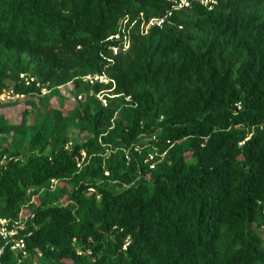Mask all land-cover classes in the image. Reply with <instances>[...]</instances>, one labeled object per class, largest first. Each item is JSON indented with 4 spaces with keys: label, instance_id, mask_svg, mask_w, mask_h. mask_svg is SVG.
<instances>
[{
    "label": "trees",
    "instance_id": "obj_1",
    "mask_svg": "<svg viewBox=\"0 0 264 264\" xmlns=\"http://www.w3.org/2000/svg\"><path fill=\"white\" fill-rule=\"evenodd\" d=\"M212 1L0 0V95L40 98L0 115V219L42 193L0 264H264V0ZM21 74L85 101L50 108Z\"/></svg>",
    "mask_w": 264,
    "mask_h": 264
},
{
    "label": "rangeland",
    "instance_id": "obj_2",
    "mask_svg": "<svg viewBox=\"0 0 264 264\" xmlns=\"http://www.w3.org/2000/svg\"><path fill=\"white\" fill-rule=\"evenodd\" d=\"M125 27H126V20L122 22V29H125ZM142 29H143V24L141 25V30ZM144 29L147 31L148 26L145 25ZM129 34H130V32H127L126 47L123 50L122 49H116L117 51L114 50V54H117L120 51H126L129 49L130 44H131ZM73 88H74V85L72 83H70V84H66L63 87H60L59 88V94H57V95L49 94L51 91L48 94H46L47 95L46 96V102L50 105V108H58V109L60 108L64 111H67V110L73 109L75 106L84 102L86 96L84 95L83 99L81 101H79L74 96ZM104 92H107V91H104ZM104 95L105 94L98 95V98L103 101V100H105ZM39 100H40V98H37V97L36 98H30L28 96L24 99H18V100H13V99L0 100V115L1 114L4 115L5 118L8 119L11 123L20 122L22 119V113L24 111H33L32 110L33 109L32 103H39ZM70 137H71L73 143H83L87 140L88 135H87V133H81L78 130H72L70 132ZM4 140H5L4 145L7 148H10V149L14 148V142L10 136L5 137ZM147 141H149V139L144 138L139 145L147 143ZM139 178L140 177L138 176L137 179H139ZM63 186H64V183L59 181L51 189L52 190H59ZM107 187L110 189H113L115 191H119L122 188H125L126 185H124L122 187L117 183L109 182V183H107ZM33 193L34 192L31 191L30 200L28 202H26L22 208L24 221H25V216H27L31 213V207L37 206L40 203L42 193H38V194H33Z\"/></svg>",
    "mask_w": 264,
    "mask_h": 264
},
{
    "label": "built area",
    "instance_id": "obj_3",
    "mask_svg": "<svg viewBox=\"0 0 264 264\" xmlns=\"http://www.w3.org/2000/svg\"><path fill=\"white\" fill-rule=\"evenodd\" d=\"M194 0H174V10H180V9H186L191 7L192 3ZM200 1L204 5H209L210 2H214L212 0H196ZM172 13L167 15L166 17H161V18H153L149 20L148 23L143 22V29L142 31L147 32L144 27L145 25L148 26V29L151 27H163L165 24L166 20L168 19L169 16H171ZM143 17V16H142ZM123 32H125V29H122ZM126 36L124 38L125 41V47H126V41H127V32ZM116 38H120V35H116ZM114 37H111L113 39ZM116 50V49H115ZM117 51V50H116ZM21 79L25 82L26 85H31L33 83H36V86L41 89V94L46 95L50 92V87L49 85H43L40 82L36 80L35 77L29 75V74H21ZM83 81L88 82L90 84H94L96 82L100 83H109L112 81L111 79L108 78L107 75H88L83 77ZM26 95H18L14 93L13 90H9L4 92L2 95H0V100H6V99H13V100H18V99H24L26 98ZM79 101L83 99V95H80L77 97ZM128 101L131 100V97H126ZM104 104L107 105V101L103 100ZM140 148H136V150H139ZM82 159L86 157V152H82ZM154 155H151L150 158L153 159ZM6 157L3 158L4 163L6 161ZM78 166L81 167V162L78 163ZM153 168V165L150 166ZM108 174V173H107ZM58 182L56 179L51 180V188L54 187V185ZM31 217L33 218L34 215H27L25 216V221L23 220V214H21V217L18 221H11L7 219H0V237L4 241V246L0 249V254H3L6 247H8L12 252L22 254L23 257L28 256V251H27V242L24 236H21V232L25 231L27 229L26 226V221L28 218ZM31 232L27 234V236H30Z\"/></svg>",
    "mask_w": 264,
    "mask_h": 264
}]
</instances>
